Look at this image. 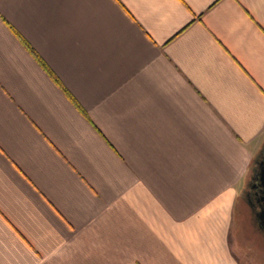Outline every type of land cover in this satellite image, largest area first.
<instances>
[{
	"label": "crops",
	"instance_id": "obj_1",
	"mask_svg": "<svg viewBox=\"0 0 264 264\" xmlns=\"http://www.w3.org/2000/svg\"><path fill=\"white\" fill-rule=\"evenodd\" d=\"M262 154L264 0H0V264H264Z\"/></svg>",
	"mask_w": 264,
	"mask_h": 264
},
{
	"label": "water",
	"instance_id": "obj_2",
	"mask_svg": "<svg viewBox=\"0 0 264 264\" xmlns=\"http://www.w3.org/2000/svg\"><path fill=\"white\" fill-rule=\"evenodd\" d=\"M257 187L259 188L258 192V201L260 203L259 211L257 212V222L259 226L264 230V157L257 163Z\"/></svg>",
	"mask_w": 264,
	"mask_h": 264
},
{
	"label": "flooded vegetation",
	"instance_id": "obj_3",
	"mask_svg": "<svg viewBox=\"0 0 264 264\" xmlns=\"http://www.w3.org/2000/svg\"><path fill=\"white\" fill-rule=\"evenodd\" d=\"M264 157V154L260 157V159L257 161V163L262 160ZM257 164H256V171L255 175L253 176L252 181L250 182V185H248L247 191L244 194V199L248 203L249 207L252 209L254 216L257 219V212L259 211V206L260 203L258 201V192L259 188L257 187V179H256V174H257Z\"/></svg>",
	"mask_w": 264,
	"mask_h": 264
},
{
	"label": "rangeland",
	"instance_id": "obj_4",
	"mask_svg": "<svg viewBox=\"0 0 264 264\" xmlns=\"http://www.w3.org/2000/svg\"><path fill=\"white\" fill-rule=\"evenodd\" d=\"M246 191H247V189L244 190V191L242 192V194L240 195L241 198L238 199V201H237V206H236V209H240V212H241L242 215L244 216V217L242 216V218L244 219V222L240 220V221L242 222V225H243L244 223H245V225L247 224V223H246V222H247V221H246V217H247V216H245V213H246V212H245L244 208L247 210V213L249 212V210H248V207H249V206H248L247 202H246L245 199H244V194H245ZM246 207H247V208H246ZM241 209H242V210H241ZM238 220H239V219H238ZM243 230H244V229H243ZM242 233H243V232H242ZM246 235H247V238H248L249 235H251V233L249 232V228L247 229V232L244 231L243 234H240V235L237 234V237H238V236H241V237L243 236V238L246 239ZM252 236H253V234H252ZM252 236H251V237H252ZM254 237H255V236H254ZM256 238H257L258 240L256 239L254 242H255L256 244H258V245H261L262 242H259V239H260V238H259V237H256ZM263 243H264V242H263ZM243 260H244V258L241 257V262H243Z\"/></svg>",
	"mask_w": 264,
	"mask_h": 264
},
{
	"label": "trees",
	"instance_id": "obj_5",
	"mask_svg": "<svg viewBox=\"0 0 264 264\" xmlns=\"http://www.w3.org/2000/svg\"><path fill=\"white\" fill-rule=\"evenodd\" d=\"M15 33V32H14ZM16 34V33H15ZM17 35V34H16ZM18 36V35H17ZM19 37V36H18ZM19 39L21 40V42L23 43V45L29 50V52L35 57V58H37V60H38V62H39V64L43 67V69H45V71H47L48 73H49V75L51 76V78L58 84V85H60L59 84V82L57 81V79L52 75V73L46 68V66L38 59V57H37V55H35L34 54V52L32 51V49L28 46V44L25 42V41H23L20 37H19ZM77 108L79 109V111L81 112V113H83L84 114V112H83V110H81L78 106H77ZM251 171L253 172V176L255 175V171H256V167L255 166H251ZM250 185V184H249Z\"/></svg>",
	"mask_w": 264,
	"mask_h": 264
}]
</instances>
